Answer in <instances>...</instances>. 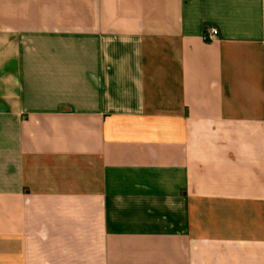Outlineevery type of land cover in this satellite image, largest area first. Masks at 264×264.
I'll return each instance as SVG.
<instances>
[{"label":"crops","instance_id":"crops-1","mask_svg":"<svg viewBox=\"0 0 264 264\" xmlns=\"http://www.w3.org/2000/svg\"><path fill=\"white\" fill-rule=\"evenodd\" d=\"M0 264H264V0H0Z\"/></svg>","mask_w":264,"mask_h":264},{"label":"built area","instance_id":"built-area-1","mask_svg":"<svg viewBox=\"0 0 264 264\" xmlns=\"http://www.w3.org/2000/svg\"><path fill=\"white\" fill-rule=\"evenodd\" d=\"M218 34H219L218 28L213 27L208 31L205 37L207 40H213L218 36Z\"/></svg>","mask_w":264,"mask_h":264}]
</instances>
